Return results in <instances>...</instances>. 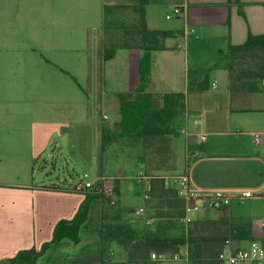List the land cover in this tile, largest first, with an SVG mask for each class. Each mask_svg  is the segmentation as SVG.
<instances>
[{"label": "rangeland", "instance_id": "rangeland-1", "mask_svg": "<svg viewBox=\"0 0 264 264\" xmlns=\"http://www.w3.org/2000/svg\"><path fill=\"white\" fill-rule=\"evenodd\" d=\"M68 5H73L71 0H23L19 14H0L6 17L0 20V199L42 202L41 221L32 238L15 227L4 231L0 264L22 249H40L52 239L55 203L83 202L89 194L94 196L91 202L100 199L115 205L114 196L65 188L85 173L91 179L120 175L122 202L146 209L144 202L151 197L144 198L148 185L137 178L145 171L140 158L152 149L159 154L147 159L149 166L171 167L159 148L170 141L179 145L188 121L205 118L208 109L207 120L221 107L204 101L200 107L205 110L199 114L188 110L180 115L178 134L167 142L120 135L121 98L132 97L139 81L135 57L143 50L132 47L143 42L141 13L135 7H109L104 18L88 21V16L75 14V7L73 13ZM149 24L146 20L150 28ZM107 49L115 57L106 61ZM258 90L264 98V90ZM251 114L256 113L240 116L250 119ZM108 135L111 140L103 150L102 138ZM115 183L110 180L116 203Z\"/></svg>", "mask_w": 264, "mask_h": 264}, {"label": "crops", "instance_id": "crops-1", "mask_svg": "<svg viewBox=\"0 0 264 264\" xmlns=\"http://www.w3.org/2000/svg\"><path fill=\"white\" fill-rule=\"evenodd\" d=\"M22 1L0 0V14L6 15L9 12L13 15L19 14ZM71 2L73 5L68 7L73 13L75 7V14L88 16V21H93L98 17L104 18L109 7L134 9L139 0H71ZM175 7L183 8V13L167 18ZM145 16L148 24L153 23L152 26L149 24L151 29L173 32V35L165 39L166 48L156 50L152 54V73L148 91L185 92L187 103L185 112L188 113L189 110V114L196 115L205 110L200 107L204 101L216 106L220 103L221 107H215L218 114L210 116L207 120L206 117L210 113L208 109L205 118L199 120L201 122L188 121L182 131L184 141L177 144L178 146L170 141L164 148H159L163 157L165 155L169 157L171 167L149 166L147 159L150 160L151 155L159 154L149 148L146 156L140 158L145 168L140 174L152 176L150 179L152 190L159 188L161 184L157 180H164L161 176L169 174L164 170L167 169L177 171L175 174L190 170L192 184L201 189L222 188L233 191L249 188L255 191V196L234 200L225 208H202L195 211L187 224L182 218H172V226L165 233L171 238L184 239L185 244L180 250L188 251L190 234L197 238L204 236L212 238L210 247L213 252L219 250V253L227 239L233 242L234 247L245 246L253 240L264 245L262 224L264 195L259 192L264 187V115L262 116L264 98L259 95L258 88L252 82H238L234 86L231 84L228 60L222 53L227 51L231 44H243L249 33L264 34V0H149ZM0 18L5 20L6 17ZM137 46L140 45L132 48ZM114 57L115 55L111 58ZM140 57L141 54L135 57L138 76ZM210 70L213 71L211 80ZM205 78H208V88L200 89L198 85ZM158 82L161 83L157 84ZM261 82V90H264ZM152 83L154 88L151 87ZM136 84L134 90L139 84L138 80ZM245 113L256 114H251V118L246 119L240 116ZM257 132L263 133V140L260 143L254 140V134ZM201 134H206L205 140L201 139ZM168 139L167 137L162 140L167 142ZM115 177L117 202H111L115 205L94 199L89 207L88 218L80 228L79 240L74 241L69 237L61 239L39 257L37 264H103L102 218L103 213L109 208L111 211L115 208L130 209L132 212L126 218L136 220L140 228L154 230V224L158 219L153 217V214L159 212L161 208L150 210L149 202H144L146 216L137 215L135 211L140 205L131 207L122 202L123 182L120 175ZM164 182L166 186L172 185L169 181ZM70 186L65 188L70 189ZM1 193L0 191V197ZM82 203L73 202L61 206L55 203L52 230L54 231L61 219H72ZM41 209L42 202H4L0 199V238L4 231H9L11 227L23 232L25 237L32 238L41 221ZM144 220L150 222L145 223ZM0 251L2 257L4 253L1 249ZM164 253L167 254L165 260L153 258L151 253L147 254V257H140L137 262L128 259L127 250L116 245L110 251L111 257L104 264H162L166 260H172L170 256L174 254L173 252Z\"/></svg>", "mask_w": 264, "mask_h": 264}, {"label": "trees", "instance_id": "trees-1", "mask_svg": "<svg viewBox=\"0 0 264 264\" xmlns=\"http://www.w3.org/2000/svg\"><path fill=\"white\" fill-rule=\"evenodd\" d=\"M240 1V0H239ZM149 0H139L136 10L142 16L143 54L139 61V84L132 97H122L120 101V135L136 136L158 141L178 134L177 119L185 113L186 94L178 92H149L148 86L152 73V54L156 50L166 48L165 39L173 32L162 29H150L146 25L145 9ZM239 3V2H238ZM228 60V69L233 86L238 82H249L261 89L260 82L264 77V34L249 33L243 44H231L227 51L222 52ZM114 56L113 50L104 51V59ZM208 78L198 85L200 89L208 88ZM111 137L102 138V149L105 150ZM155 181V180H154ZM159 188L151 191L149 209L160 207L153 217H157L155 228L138 226L136 220L126 218L131 214L130 209L110 208L103 213L101 238L103 243V264L111 257L110 251L114 246H121L127 250V257L132 261L140 257H147L151 253L178 252L185 244L182 238H171L165 231L172 226V218L180 219L185 215L184 199L175 186H166L164 180ZM87 195L76 215L72 219H61L55 226L53 237L45 242L40 249L35 247L20 250L15 256L2 261V264H37L39 257L52 245L61 239L69 237L79 240L81 226L88 218L91 199ZM110 205V202H105ZM152 216V215H150ZM146 223V220H144ZM143 223V225H145ZM212 238L193 237L189 235L190 244L188 264H218L219 250L211 249Z\"/></svg>", "mask_w": 264, "mask_h": 264}, {"label": "built area", "instance_id": "built-area-1", "mask_svg": "<svg viewBox=\"0 0 264 264\" xmlns=\"http://www.w3.org/2000/svg\"><path fill=\"white\" fill-rule=\"evenodd\" d=\"M183 13V8L175 7L172 14H168L167 18L178 16ZM264 88V78L261 82ZM186 131V130H185ZM201 139H206V134H201ZM254 140L256 143H260L263 140V133L257 132L254 134ZM152 176L147 174H139L137 176L139 183H146L148 189L144 192V198L151 197L152 184L150 182ZM166 182L173 181L177 184L180 195L185 201V215L182 220L187 224L191 220V214L202 208L205 209H222L229 205L234 200H243L255 196L253 189H241V190H225L222 188L216 189H201L192 184L190 170H185L180 174H168L161 176ZM116 179L115 176H99L98 178L91 179L88 173L80 176L79 181L70 186L77 192H91L95 191L101 193L103 196L112 198L115 197L114 187L110 185V180ZM264 195V187L259 191ZM114 197L113 201L114 202ZM136 214L144 216L146 209L139 207L136 209ZM149 223V220H146ZM264 225V220H262ZM153 258L161 260L167 259L166 253L152 254ZM170 258L174 261H183L187 264L190 261V255L188 250H179L172 254ZM218 264H264V245L259 241H250L245 246L234 247L233 242L230 239L225 241V246L218 254Z\"/></svg>", "mask_w": 264, "mask_h": 264}]
</instances>
